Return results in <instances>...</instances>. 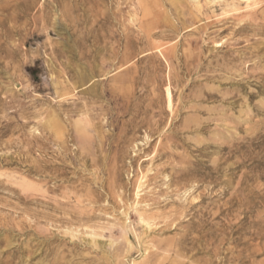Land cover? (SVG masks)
<instances>
[{"label":"rangeland","instance_id":"rangeland-1","mask_svg":"<svg viewBox=\"0 0 264 264\" xmlns=\"http://www.w3.org/2000/svg\"><path fill=\"white\" fill-rule=\"evenodd\" d=\"M0 264H264V0H0Z\"/></svg>","mask_w":264,"mask_h":264},{"label":"bare ground","instance_id":"bare-ground-1","mask_svg":"<svg viewBox=\"0 0 264 264\" xmlns=\"http://www.w3.org/2000/svg\"><path fill=\"white\" fill-rule=\"evenodd\" d=\"M230 3H231V2H230ZM146 4H147V3H146ZM165 91H166V98H167V106H168V108H171V106H172V105H171V104H172L171 98H172V97H171V94H170V90L167 89V90H165ZM172 109H173V108H172ZM172 109H171V110H172ZM53 117H54V116H53ZM53 117H52V118H53ZM54 118H55V117H54ZM47 121H48V120H47ZM47 127H48V126H47ZM52 131H53V129H52ZM58 132H59V131H58ZM60 133H61V132H60ZM60 137H61V136H60Z\"/></svg>","mask_w":264,"mask_h":264}]
</instances>
